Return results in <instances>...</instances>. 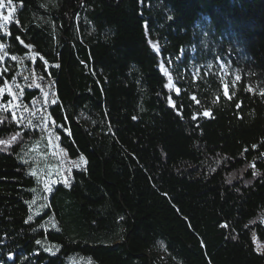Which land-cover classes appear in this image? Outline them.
<instances>
[{"label": "trees", "instance_id": "trees-1", "mask_svg": "<svg viewBox=\"0 0 264 264\" xmlns=\"http://www.w3.org/2000/svg\"><path fill=\"white\" fill-rule=\"evenodd\" d=\"M0 264H264V0H0Z\"/></svg>", "mask_w": 264, "mask_h": 264}, {"label": "rangeland", "instance_id": "rangeland-1", "mask_svg": "<svg viewBox=\"0 0 264 264\" xmlns=\"http://www.w3.org/2000/svg\"><path fill=\"white\" fill-rule=\"evenodd\" d=\"M151 45L157 52L159 51V45L156 40H151ZM161 71L164 73V75L167 77L168 81V89L172 92L178 93L179 88L177 85V82L181 80V78H177L170 72L169 68L162 63L160 66ZM191 76L193 78L197 77L196 70H193L191 72ZM173 105V102H171ZM207 112L208 115H204V113ZM203 116L209 117L210 113L209 111H204ZM49 139V148L47 154H42L41 151L37 150L35 153V157L39 159V161H44V164L39 167L38 173L40 176L44 177L45 183L47 185H51V183L56 179L59 178L60 180H67V176L69 175L70 170L73 167H76L78 165L77 162H74L70 160L59 148L58 143L56 141L55 136L50 133L48 135ZM40 148V147H39ZM45 158V159H44Z\"/></svg>", "mask_w": 264, "mask_h": 264}, {"label": "snow or ice", "instance_id": "snow-or-ice-1", "mask_svg": "<svg viewBox=\"0 0 264 264\" xmlns=\"http://www.w3.org/2000/svg\"><path fill=\"white\" fill-rule=\"evenodd\" d=\"M9 2H11V0H9ZM11 15V14H10ZM193 99H195V97H193ZM54 103V102H53ZM204 115H208V113L207 112H205L204 113ZM194 119H195V117H193ZM69 135H70V133H69ZM12 139L14 140V139H16V137L14 136V137H12ZM37 243H39V241H37Z\"/></svg>", "mask_w": 264, "mask_h": 264}]
</instances>
